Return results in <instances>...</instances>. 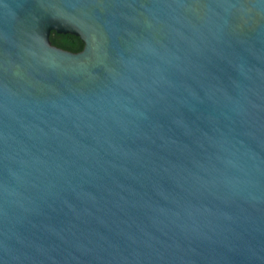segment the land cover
I'll return each mask as SVG.
<instances>
[{"label": "water", "instance_id": "95a60500", "mask_svg": "<svg viewBox=\"0 0 264 264\" xmlns=\"http://www.w3.org/2000/svg\"><path fill=\"white\" fill-rule=\"evenodd\" d=\"M0 264H264V0H0Z\"/></svg>", "mask_w": 264, "mask_h": 264}, {"label": "trees", "instance_id": "16d2710c", "mask_svg": "<svg viewBox=\"0 0 264 264\" xmlns=\"http://www.w3.org/2000/svg\"><path fill=\"white\" fill-rule=\"evenodd\" d=\"M50 41L54 46L74 53L80 52L84 47L80 38L71 34H57L52 32Z\"/></svg>", "mask_w": 264, "mask_h": 264}]
</instances>
